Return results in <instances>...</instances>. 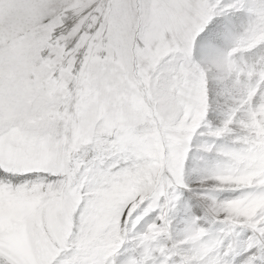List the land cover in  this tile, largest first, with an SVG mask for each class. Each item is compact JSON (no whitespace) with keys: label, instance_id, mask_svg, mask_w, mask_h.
Masks as SVG:
<instances>
[{"label":"snow or ice","instance_id":"snow-or-ice-1","mask_svg":"<svg viewBox=\"0 0 264 264\" xmlns=\"http://www.w3.org/2000/svg\"><path fill=\"white\" fill-rule=\"evenodd\" d=\"M0 264H264V0H0Z\"/></svg>","mask_w":264,"mask_h":264}]
</instances>
